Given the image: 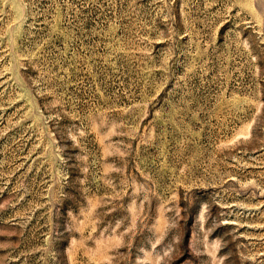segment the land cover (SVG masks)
<instances>
[{
  "label": "rangeland",
  "instance_id": "rangeland-1",
  "mask_svg": "<svg viewBox=\"0 0 264 264\" xmlns=\"http://www.w3.org/2000/svg\"><path fill=\"white\" fill-rule=\"evenodd\" d=\"M0 264H264V0H0Z\"/></svg>",
  "mask_w": 264,
  "mask_h": 264
}]
</instances>
